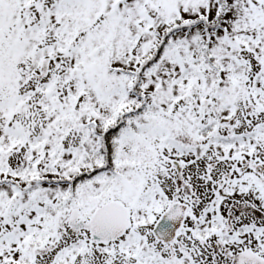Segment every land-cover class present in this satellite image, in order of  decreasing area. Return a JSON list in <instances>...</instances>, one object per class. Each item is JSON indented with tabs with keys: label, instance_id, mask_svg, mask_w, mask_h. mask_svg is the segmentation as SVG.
Listing matches in <instances>:
<instances>
[{
	"label": "rangeland",
	"instance_id": "rangeland-1",
	"mask_svg": "<svg viewBox=\"0 0 264 264\" xmlns=\"http://www.w3.org/2000/svg\"><path fill=\"white\" fill-rule=\"evenodd\" d=\"M218 1L0 0V74H3L0 77V129L9 122L12 124L13 121L12 127L18 122L16 124L21 125L31 137L29 141L38 138L27 145V158H8L14 151L13 148L8 150L4 159L7 167L0 168V178L22 182L24 174L29 172L48 181H56L59 177L72 179L78 167L71 165L74 156L81 149L91 148L96 141L90 133V126L94 124L92 118L103 121L112 113L119 98L116 90L122 87L119 76L109 78L102 73V64L134 71L142 58L150 57L152 46L172 26L175 18L181 17L182 22L190 18L193 21L201 18L207 22L216 20ZM222 2L228 12L223 17L225 22H222L221 29L227 32L231 47L222 44L220 81L214 80L215 85L211 86L207 97L211 105L209 103V107L203 110L202 118L215 123L216 130L222 135L239 138V145L226 149L207 139L203 141L204 145L199 146L203 148L202 152L195 150L193 140L197 135L192 117L199 115L202 108L200 94L191 87L185 88L182 80L185 51L176 52L173 60L171 56L164 58L152 72L144 70L146 75L138 88L148 95L153 104L149 112L152 119L150 127L156 125L153 131L157 130L161 138L165 134L169 141L181 143L187 150L181 154L182 158L166 157V149L170 148L168 143L163 148L158 146V140L151 138H144L133 145L128 141L120 149L118 169L121 174L126 171L131 173L130 183L128 187L119 186L114 196L124 198L125 205L131 206L135 198L134 189L143 193L152 192L147 205L132 209L130 231L109 247H99L86 234L70 235L66 225L68 214H61L62 220L56 223V236L51 244L43 245V249L35 252L37 264L54 261L57 264H230V255L213 252L208 248L209 244L203 245L191 237L196 231L211 228L215 213L226 215L234 206L231 200L239 199L241 202L244 199L241 176L229 170L234 160L241 159L243 155L245 160L251 158L247 162L256 168L258 166V169L264 165V0ZM113 13L115 15H111ZM214 33L219 36L218 40L224 39L221 31ZM191 36L192 44L196 45L201 38L200 28L194 29ZM183 37L182 33L173 35L176 47L180 46L178 42L184 43ZM237 42L239 46L235 49ZM63 47L70 48L68 55L63 52ZM83 48L85 53L80 56L79 51ZM190 53H196V50L190 49ZM47 59L52 62L47 74L42 76L39 71L41 63ZM83 59L86 60V69L85 64H80ZM74 69L77 76L70 73ZM208 75L209 72L205 76ZM62 78L65 80L60 82ZM44 85H54L53 99L43 91ZM228 105L233 110H229ZM63 108L70 109L69 114L73 118L76 114L85 118L79 126L77 120L69 123L60 130V138L55 139L56 136L50 132V123L64 116ZM44 132L50 137L43 139L40 135ZM11 140V135L5 134L0 138V148L11 147L8 145ZM37 141L41 155L36 157L30 151ZM127 159L135 164L129 166L124 162ZM171 159L181 162L191 199H200V202L188 201L191 211L184 225L187 230H183L174 243L162 245L152 232L159 219L156 212L152 214L154 206L159 205L158 193L162 192L172 201L169 205L183 199L182 193L175 190L171 177ZM34 168L35 171L32 170ZM80 169L87 170L89 167ZM230 172L231 175L221 181ZM247 181L244 180L245 183ZM50 186L51 191L44 192V197L49 200H56L67 191L65 184ZM154 186L160 192L153 191ZM252 190L251 193L258 191ZM252 195L256 197L254 201L259 208L255 215L258 229L254 232L258 241H252L250 250L247 249L250 260L234 264H264V237H260L264 232V205L256 193ZM27 196L24 193L23 199L18 200L16 210L9 209L13 226L3 223L4 215L0 214V264H11L13 259L20 258L25 247L20 235L29 232L34 236L37 233L34 227L39 221L35 215L29 213L22 220L29 201ZM13 198H18V191L10 184H0V203ZM98 199L101 197L87 194L85 207L80 210L83 220H88ZM229 215L231 217L232 212ZM16 231H20V234L17 233L19 238L10 243L7 235L12 239ZM213 239L209 238L206 242L210 243ZM140 241L142 247L138 244ZM233 246L232 253L237 255L241 244ZM70 247L78 249L74 256L68 250ZM24 255L28 258L31 252Z\"/></svg>",
	"mask_w": 264,
	"mask_h": 264
},
{
	"label": "trees",
	"instance_id": "trees-1",
	"mask_svg": "<svg viewBox=\"0 0 264 264\" xmlns=\"http://www.w3.org/2000/svg\"><path fill=\"white\" fill-rule=\"evenodd\" d=\"M186 1L194 2L195 0ZM218 2L219 12L216 15V20L207 22V20L201 18L197 21H193V19L190 18L189 20L182 22L181 19H178L172 29H170L168 32L165 31L161 37V40L155 46L153 55L147 58L144 62H140V68H137L133 81H128L125 77V75H128V73L120 70L118 67L115 68L107 63L102 64L104 65L102 73L106 74L109 78L117 77V73L121 74V76H119V80L121 81V85L124 88H118L116 90V93H118L117 98H119L116 100V106L112 113L106 119L103 121H98L92 118L94 124L90 126V133L96 140L94 141V145L91 146V148L86 149L84 152L82 150L81 152L77 153L76 157L71 162V165L76 164L78 166L86 164L89 166L90 170L77 175L76 178H74L72 185L68 186V190L58 196L56 200H49L45 198L44 192H50L52 188L50 185L60 184V180H58L57 183H52V181L47 180L39 181V179L35 176L29 180L27 196L29 201L27 203L24 215L29 216V213H31L35 216L43 218V234L39 235L40 237H45L46 239L56 236V231L54 228L57 221L62 220L61 214L67 213L72 208H78L82 206L85 207L86 193L85 188L82 187L85 186V184V187L93 192V196H95V198H97V196L99 198L101 197V199H98L97 205L93 208L97 207L98 205L100 206L101 204L112 199L124 200V198H121L120 196H114V193L117 192L119 186L128 187V184L130 183L129 177L131 176V173L129 174L128 171H126L125 173L121 174L120 170L118 169L120 149L125 144H127L128 141L130 145H133L135 142H139L144 138H151L152 140H158V146L163 148L164 144L168 143L170 148L166 149L168 151V155L166 157L181 156L182 153H185L187 149L183 147L181 143L175 142L173 140L169 141L168 137H166V135L162 132L161 134H163L164 137L161 138L160 134L157 135V130L155 131V134L153 130L155 129L154 127L156 125L150 127L152 119L150 118L149 113L153 104L149 101L148 95H145L141 89L138 88L142 80L144 70L152 72L153 69H155V66L159 65L164 58L171 56V59L173 60L174 54L176 52L181 53L183 49L185 51L183 54L185 58L184 75L182 77V80L185 82V88L191 87L195 90V92L197 90L200 94L201 103L199 104H201L202 108L199 110V115L192 117V124H196L195 130L197 138H194L193 140L195 143V150L202 152L203 148H200L199 146L204 145L203 141L207 139L217 146L231 147L234 145H239V138L226 137L225 135H222L216 130L215 123L207 122L208 118H202V115L204 117L203 110L209 107V103L211 105V100L207 98L211 93V86L213 85L214 87V79L216 76H219V73L221 72L219 64L222 59V44H229L231 47V41L226 31H224V34L222 35V38L224 39L220 40H218L219 36L217 37V35L214 33L216 30L220 29L218 27L222 23L224 15L228 12L227 7L222 2V0H219ZM111 15H115V13ZM199 24H202L203 29L205 30V37L203 40L197 41V45H193V36H191V33ZM183 30L185 40L184 48L176 47L170 35ZM238 46L239 43L237 42L235 49ZM190 49L196 50V53L191 54ZM77 51L78 50H76V52ZM63 52L65 55H68L69 51L66 50V47H63ZM82 52L85 53L84 48L82 51H79L80 56L83 55ZM80 64H85L84 69L87 68L85 59H83V62ZM75 70L76 69L70 71V73H73L75 76H77ZM207 72H209L208 77L205 76ZM2 76L3 74H0V77ZM65 78H62L60 82L65 80ZM54 85L43 86V91L48 93L51 90H55ZM231 94H233V91ZM232 102L235 104L234 100H232ZM63 110L64 116L57 118L55 123H50V132H52L53 136H56L55 139L60 138L62 134V131L60 130L65 129L69 123L77 120L76 123L79 126L80 122H82V120L85 118L79 117L78 114H76V118H73L69 114L70 109L63 108ZM89 118L90 117H87V119ZM252 135L256 136L255 134ZM49 137L50 135L47 133L45 138ZM242 143L243 142H241V144ZM241 156V159L238 158V160H234L231 164L232 172H234L236 176H241V191L245 195L241 202L239 199L237 200L246 210H248V207L253 206L255 209H259L254 201L256 197H254L252 194L256 193V196L258 195V200L264 205V182H261V178H264V173L257 174L256 171H251L255 170L252 168L254 166L247 162L248 159L251 158L247 157V160H245L243 155ZM124 162H127L129 166L132 165V162L128 159ZM257 168L259 167L257 166ZM261 168L264 170V165L261 166ZM232 172L228 173L224 178L221 179V181L227 179V176L229 177ZM244 173H248L245 175L246 179L243 175ZM247 179L248 181L245 183L244 180ZM97 183L101 184L99 185ZM94 184H96V186L98 185L97 187H99L96 191L93 189ZM252 189H257L258 191L251 193L253 191ZM133 193L135 195V198L131 204L133 210L140 209L147 205L152 197V192L147 193L146 191L143 193L142 190L139 192L138 189H134ZM158 199L161 202V205H155V212L162 214L166 210L169 200L162 192L158 193ZM242 213L243 212H238L236 215L232 213L234 217L231 219H229V213L226 215L223 213H215L213 215L215 219V221H213V226L202 232L196 231L191 238L196 242H201L203 245L205 243L209 244L207 245L208 248L214 250V252H224L225 254H228V252L231 253V246L236 243H243L242 238L248 234V228L246 226H241L239 228L236 227V225L239 223L237 222L239 221L237 215ZM5 223L10 224L9 222ZM185 230L187 229H184V232ZM209 238L214 239L210 243H207L206 241H208ZM140 243H142V241L138 242L139 245ZM48 244L51 243L48 242ZM140 246L142 247V244ZM68 250L71 252L72 256H74L78 249H73L70 247ZM156 261L158 263L160 262L158 258H156Z\"/></svg>",
	"mask_w": 264,
	"mask_h": 264
},
{
	"label": "water",
	"instance_id": "water-1",
	"mask_svg": "<svg viewBox=\"0 0 264 264\" xmlns=\"http://www.w3.org/2000/svg\"><path fill=\"white\" fill-rule=\"evenodd\" d=\"M45 66L46 63L43 64V67ZM172 164L178 168V163ZM186 214L187 206L180 203L173 204L154 228L156 239L163 244L174 242L183 228ZM78 218V211H72L67 221L70 232L76 234L81 230L87 231L94 242L104 246L122 238L130 228L129 209L116 201H111L97 209L88 223L79 221Z\"/></svg>",
	"mask_w": 264,
	"mask_h": 264
},
{
	"label": "flooded vegetation",
	"instance_id": "flooded-vegetation-1",
	"mask_svg": "<svg viewBox=\"0 0 264 264\" xmlns=\"http://www.w3.org/2000/svg\"><path fill=\"white\" fill-rule=\"evenodd\" d=\"M17 123V122H16ZM10 128L11 127H7L6 128V132L8 131V130H10ZM12 145H11V147H9L6 151L5 150H1L0 151V158H6V156H8V150L10 149V148H13V153H12V155H9L8 156V158L9 157H19V158H27L28 157V152H27V148H26V146H25V144L24 143H21V142H18V141H15L14 140V142H12L11 143ZM183 182L184 181V179H183V177H181L180 178V180H179V182ZM183 188V187H182Z\"/></svg>",
	"mask_w": 264,
	"mask_h": 264
}]
</instances>
